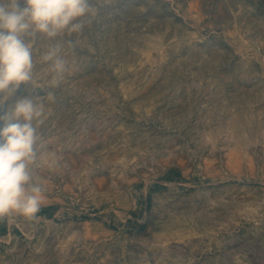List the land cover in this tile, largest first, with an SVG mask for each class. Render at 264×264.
Listing matches in <instances>:
<instances>
[{
    "label": "rangeland",
    "instance_id": "rangeland-1",
    "mask_svg": "<svg viewBox=\"0 0 264 264\" xmlns=\"http://www.w3.org/2000/svg\"><path fill=\"white\" fill-rule=\"evenodd\" d=\"M89 3L82 32L23 37L32 79L0 97L43 105L44 190L0 264H264V0Z\"/></svg>",
    "mask_w": 264,
    "mask_h": 264
},
{
    "label": "clouds",
    "instance_id": "clouds-1",
    "mask_svg": "<svg viewBox=\"0 0 264 264\" xmlns=\"http://www.w3.org/2000/svg\"><path fill=\"white\" fill-rule=\"evenodd\" d=\"M95 10L89 0H0V97L6 99L21 84L32 79V52L25 35L39 32L54 38L64 32H82ZM60 46L43 56L50 61L51 86L63 78L64 60ZM48 99L54 101V94ZM43 105L24 96L0 109V221L16 218L38 220L43 188L33 182L30 165L36 158L37 128Z\"/></svg>",
    "mask_w": 264,
    "mask_h": 264
}]
</instances>
